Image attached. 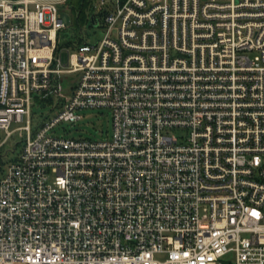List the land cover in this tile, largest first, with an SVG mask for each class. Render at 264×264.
I'll return each mask as SVG.
<instances>
[{
  "label": "built area",
  "instance_id": "obj_1",
  "mask_svg": "<svg viewBox=\"0 0 264 264\" xmlns=\"http://www.w3.org/2000/svg\"><path fill=\"white\" fill-rule=\"evenodd\" d=\"M68 1L0 0V264H264V0H98L59 48Z\"/></svg>",
  "mask_w": 264,
  "mask_h": 264
},
{
  "label": "rangeland",
  "instance_id": "obj_2",
  "mask_svg": "<svg viewBox=\"0 0 264 264\" xmlns=\"http://www.w3.org/2000/svg\"><path fill=\"white\" fill-rule=\"evenodd\" d=\"M78 0H69L65 4L58 6L60 17L64 20L67 26L66 31L63 35L62 42H68L73 37L84 38L89 43L99 42L103 36L104 31L102 27H91L88 22H81V25L74 23L71 10L74 2ZM98 0H86V14H91L92 4H96ZM63 61L67 62V53L63 55ZM49 112L48 107L35 106L33 108V127L40 122L41 114H47ZM82 115V119L75 124L62 123L54 130L57 135L65 138H76V139H91V140H102L106 139L111 135L112 122L111 113L106 109H86L79 112ZM22 124H14L12 129L24 126ZM4 136V135H3ZM3 138V137H2ZM22 149L21 137L19 132H16L12 138L0 149V155L3 156L4 161H0V170L5 168L6 164L10 160H15L20 154Z\"/></svg>",
  "mask_w": 264,
  "mask_h": 264
},
{
  "label": "trees",
  "instance_id": "obj_3",
  "mask_svg": "<svg viewBox=\"0 0 264 264\" xmlns=\"http://www.w3.org/2000/svg\"><path fill=\"white\" fill-rule=\"evenodd\" d=\"M86 0H78L77 2H74L73 8L71 10L72 17L74 18V23L77 25H81V22H88L90 26H92V17H93V4L91 7V14H86ZM85 41L84 38H77L73 37L70 41L68 42H60L58 44V47L61 48L63 46H78L81 45Z\"/></svg>",
  "mask_w": 264,
  "mask_h": 264
}]
</instances>
